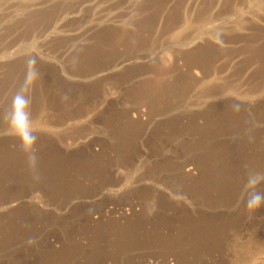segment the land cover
Segmentation results:
<instances>
[{"label":"rangeland","instance_id":"rangeland-1","mask_svg":"<svg viewBox=\"0 0 264 264\" xmlns=\"http://www.w3.org/2000/svg\"><path fill=\"white\" fill-rule=\"evenodd\" d=\"M244 165L264 171V0H0V264H264Z\"/></svg>","mask_w":264,"mask_h":264},{"label":"clouds","instance_id":"clouds-1","mask_svg":"<svg viewBox=\"0 0 264 264\" xmlns=\"http://www.w3.org/2000/svg\"><path fill=\"white\" fill-rule=\"evenodd\" d=\"M6 119L20 141L26 160L30 165H34L38 160V137L32 127L30 98L24 90L17 92L13 97ZM261 184H264V171L244 165L243 202L250 212L264 207V191L259 188Z\"/></svg>","mask_w":264,"mask_h":264}]
</instances>
